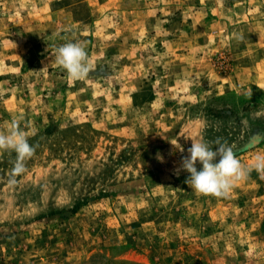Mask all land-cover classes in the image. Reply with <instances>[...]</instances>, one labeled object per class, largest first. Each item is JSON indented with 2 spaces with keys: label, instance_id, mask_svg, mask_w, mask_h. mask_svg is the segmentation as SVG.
I'll return each mask as SVG.
<instances>
[{
  "label": "rangeland",
  "instance_id": "374dc122",
  "mask_svg": "<svg viewBox=\"0 0 264 264\" xmlns=\"http://www.w3.org/2000/svg\"><path fill=\"white\" fill-rule=\"evenodd\" d=\"M73 39L82 81L55 62ZM13 119L39 146L16 176L0 152V264H264V177L215 198L176 171L192 140L264 152V0H0Z\"/></svg>",
  "mask_w": 264,
  "mask_h": 264
},
{
  "label": "clouds",
  "instance_id": "9594fccd",
  "mask_svg": "<svg viewBox=\"0 0 264 264\" xmlns=\"http://www.w3.org/2000/svg\"><path fill=\"white\" fill-rule=\"evenodd\" d=\"M55 62L66 72L69 81H82L93 71L87 52V42L79 39L67 40L55 47ZM29 133L13 119L7 130H0V152L15 153L13 176L26 171V162L34 157L38 144H30ZM179 138H169L172 153L183 154L185 148ZM213 143L216 145L215 150ZM160 161L164 162L163 157ZM202 166L197 169V163ZM264 177V152L257 153L254 162L247 166L238 158L234 149L221 142L192 140L187 155H182L176 171L189 173L185 183L197 194L215 198H227L235 184L246 179L252 171Z\"/></svg>",
  "mask_w": 264,
  "mask_h": 264
}]
</instances>
